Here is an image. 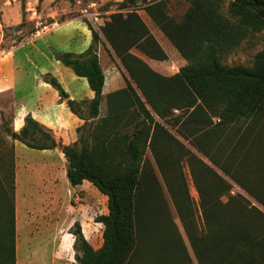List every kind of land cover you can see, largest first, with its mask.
Returning a JSON list of instances; mask_svg holds the SVG:
<instances>
[{"label": "trees", "instance_id": "obj_1", "mask_svg": "<svg viewBox=\"0 0 264 264\" xmlns=\"http://www.w3.org/2000/svg\"><path fill=\"white\" fill-rule=\"evenodd\" d=\"M140 1L188 61L178 72L160 73L133 53L137 48L152 59H168L131 0L110 14L100 32L88 24L92 40L82 53H54L87 79L92 99H71L56 77L45 76L86 120L77 128L78 140L62 145L70 183L89 180L108 197V212L94 218L104 225L100 247L75 221V259L79 264H191L193 259L264 264V148L258 128L264 124V48L250 66L223 63L264 31V0H229L227 13V0H186L190 6L180 19L170 13V0ZM100 45L127 72L125 86L105 97ZM0 129L30 148L58 145L31 115L19 131ZM183 162L198 191L197 207ZM7 165L5 175L0 172V264H17L14 160ZM235 185L243 192L234 193Z\"/></svg>", "mask_w": 264, "mask_h": 264}, {"label": "crops", "instance_id": "obj_2", "mask_svg": "<svg viewBox=\"0 0 264 264\" xmlns=\"http://www.w3.org/2000/svg\"><path fill=\"white\" fill-rule=\"evenodd\" d=\"M76 21H81V24L84 23L85 26H74L72 31H67V38L64 43L56 44L53 42L52 46L49 44V40H53V37L50 38L48 34L61 26L59 25L49 32L7 50L4 55L0 56V94L4 92L12 94L14 129L19 131L25 124V117L31 115L48 129L58 142L56 148L39 150L30 148L18 140L14 141L16 154L17 264H21L20 253H22L21 249L23 250V247L26 255L34 258V261H31L30 264H62L60 258L65 255H69L68 263L79 264L75 259V254L70 253L68 249L64 252L63 249L61 251L56 246L53 248L50 257L45 255L46 247H43L42 250L40 248L35 250L31 247H28V250L26 249L27 245L39 242L37 240L39 235L52 232V243H54V240L57 244L62 243L64 239L68 238L70 247L75 252L73 248L75 236L71 229L77 220L82 223V232L92 245L100 243V247L103 241V223L95 220V224L87 221L83 223V210L85 208L83 206L88 204L101 208L98 202H107L108 197L101 193L89 180L73 186L67 177V161L62 152V145L73 144L78 140L77 128L84 124L86 120L74 113L67 104L68 98H62L58 90L45 79L48 74L56 77L71 99L80 101L83 99L90 100L94 97V91L90 88L87 79L78 76L72 68L64 65L54 56L55 52L61 51L82 53L91 43L92 35L87 23L82 20ZM78 32L83 35L84 39L74 48H68V42L71 43ZM37 41H46L51 50L47 51L45 45H37ZM32 44H34L41 61L35 62L34 69L36 71L31 75L32 62L27 48ZM17 56L21 68L18 77ZM99 56L101 57V48L99 49ZM140 57L147 61L145 56L140 55ZM185 61V59H180L179 64L183 66L186 64ZM172 67L170 64V68H164L168 73L164 71L163 74L172 75L176 73L172 71ZM103 69L106 78L103 88V96L105 97L109 92L124 87V81L114 71L113 67L109 69L103 67ZM20 153L26 155L27 160L20 161ZM60 156L65 160L63 174L60 173ZM62 196H64V199L73 196L77 201L74 205L64 206V204H61ZM22 207H26L27 211H24ZM93 208L96 210V207ZM103 210L99 213L97 211V214H106L108 207H104ZM85 224L88 226V237L85 233ZM194 260L191 264H195Z\"/></svg>", "mask_w": 264, "mask_h": 264}, {"label": "rangeland", "instance_id": "obj_3", "mask_svg": "<svg viewBox=\"0 0 264 264\" xmlns=\"http://www.w3.org/2000/svg\"><path fill=\"white\" fill-rule=\"evenodd\" d=\"M127 1L130 3L131 0H0V56L4 55L7 50L12 49L13 47L25 43L28 40L40 36L46 32L51 31L52 29L56 28L51 32L50 38L53 37V40H49V44L52 46V43L61 44L64 43L67 35V31H72L75 27H79L81 25L85 26V24H81L82 20L85 23L90 24L96 30L100 32V27L104 24V22L109 18L110 14L118 11L122 7V3ZM149 1H156V0H149ZM229 0L224 7V12L227 13V6ZM145 3L141 2L140 0H136L130 7L137 10V12L142 16L146 24L148 25L150 31L165 49L168 54L167 60H156L146 56L137 48H133V53L137 55H143L147 58V63L154 68L156 71L160 73H164V68H170V64L172 67L173 72H178L179 69L182 67L179 64L180 59L184 60L170 40L165 36V34L155 25L152 19L148 16L145 12L144 7ZM190 2L186 0H170L169 1V11L170 13L175 16V18L180 19L184 12L189 8ZM73 20V21H71ZM78 24V25H77ZM84 37L79 32L77 33L76 38L70 43L68 42V48H74ZM37 45L43 46L45 45L46 50L50 51V47H48L46 41H37ZM49 45V46H50ZM101 46V64L104 68L109 69L110 67L114 68V71L123 79V72L127 73L125 68L123 67L122 63L118 59L115 54H110L103 45ZM264 48V31L256 32L252 36H250L247 40H245L236 50L229 53L223 58V63L228 65L234 64H244V65H252L254 63V57L256 53L261 51ZM29 51V58L32 62V67L30 70L31 75L35 73V62H40L41 58L36 52L34 48V44L27 48ZM186 64L188 61H185ZM16 68H17V77L20 71V64L19 59L17 56L16 61ZM163 71V72H162ZM171 72V71H170ZM168 73V71H167ZM125 86V81H124ZM13 104H12V94L10 92H4L0 94V126L4 125L6 128H10L12 126L13 120ZM85 115H87V107L84 108ZM105 112V100L102 106V114ZM4 114V115H3ZM4 116V117H3ZM261 130L260 134V141L259 143L263 145L264 148V124H261L258 127ZM79 135V134H78ZM12 147L13 152L9 151V148ZM195 150V149H194ZM0 157H4V162L7 165L8 161L14 160V170L16 169V154H15V146L13 139L8 136L2 129H0ZM20 161L27 160L26 155L22 153L19 154ZM61 165H60V173L63 174L65 170V160L62 156H60ZM250 161H252L250 157ZM67 163V162H66ZM5 164L0 163L2 170L0 171L2 175H5ZM8 166V165H7ZM184 166V173L186 175L189 194L194 201V207H197V203L199 201L198 191L194 186V182L192 180L190 170L188 164L183 162ZM234 193L238 191H242L240 187L235 185ZM243 192V191H242ZM69 193V191H67ZM251 201L256 204V202L251 198ZM226 199V197H224ZM65 200H67L65 202ZM75 200L73 196H70L68 199H64V196L61 197V204L65 205H74ZM79 201V200H78ZM99 206L96 205H85L83 207V223L87 221L88 223L95 224L94 218L99 215L97 211H104V207H107V202H98ZM170 207H174L173 202L169 200ZM96 207V210L93 208ZM24 211H27L26 207H22ZM71 214V213H69ZM177 223L179 224L181 230L182 226L178 218H176ZM82 224V223H81ZM74 227V226H73ZM83 227V226H82ZM54 232V231H53ZM52 233V232H51ZM51 233H44L43 235H39L37 240L39 242L31 243V245H27L35 250L40 248L42 250L43 247H46L47 250L45 255L47 257L51 256L53 248L57 246L61 251L62 249L64 252L68 249L70 253L73 252L72 248L70 247L69 239L66 238L63 240L62 243H54L51 241L52 234ZM85 233L87 237L89 236L88 233V226L85 224ZM184 233V231H183ZM95 247H99L100 243L93 244ZM59 246V247H58ZM22 253H20V263L21 264H30L31 261H34V258H30L26 255L24 251L21 249ZM60 251V252H61ZM68 256L65 255L63 258H60L62 264H70L68 263ZM75 262V259L73 260ZM195 264H197V261Z\"/></svg>", "mask_w": 264, "mask_h": 264}]
</instances>
